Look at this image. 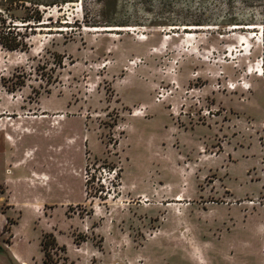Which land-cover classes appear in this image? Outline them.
<instances>
[{"label": "rangeland", "instance_id": "rangeland-1", "mask_svg": "<svg viewBox=\"0 0 264 264\" xmlns=\"http://www.w3.org/2000/svg\"><path fill=\"white\" fill-rule=\"evenodd\" d=\"M0 15L24 47L0 45V183L20 179L0 195V264H264V0H0ZM59 160V182L31 177ZM79 165L85 200L63 210ZM114 168L112 191L97 174ZM54 231L64 246L43 249Z\"/></svg>", "mask_w": 264, "mask_h": 264}, {"label": "crops", "instance_id": "crops-1", "mask_svg": "<svg viewBox=\"0 0 264 264\" xmlns=\"http://www.w3.org/2000/svg\"><path fill=\"white\" fill-rule=\"evenodd\" d=\"M166 127L167 126H164V129L166 130ZM175 133L176 134H178L177 133V131H175ZM175 134V135H176ZM5 136H6V138L5 139H3L4 141H6V142H8L9 144H10V147L12 148V149H15L16 147H18V144H13L12 142H9L10 141V137H11V135H10V130H7V128L5 129ZM175 137H177V135L175 136ZM82 143H81V146L79 145V147H78V151H79V153H80V156H81V159H82V163H83V158H82V145H83V137H82ZM12 144V145H11ZM14 145V146H13ZM13 155V154H12ZM10 156L9 158H7V159H5L4 161H5V164L7 165V166H10V167H14L15 169H18V168H20L21 166H23V160L22 159H18V158H16L15 156ZM68 161V160H67ZM66 161V162H67ZM54 164H56L57 166H55L54 164H53V168H54V170L55 171H57V173H54L52 176L48 173V172H44V171H41L40 173H36L34 170L33 171H31L30 172V175H31V177L32 178H34V177H36V178H38V179H36V178H34V179H36L42 186H47V185H49V182L52 180V178H55V181H60V179H61V174L62 173H60L58 170H61L62 168H63V166H60V165H62L63 164V162L62 161H55V162H53ZM81 163V164H82ZM82 165H79V167L78 168H75V167H73V169H74V174L78 177V179H79V183H78V185H79V188H78V197H76V196H74V198H70V197H68L69 199H66L64 202H60V203H62V206H61V208L64 210L65 209V207L67 206V205H70V206H76V205H78V204H82L83 202H84V185H83V181H82V178L80 177V170H81V167ZM43 172V173H42ZM9 173V176H7V178L2 182V183H0V185H2L3 187H4V192L3 193H1L0 195L1 196H5V195H7L8 193H10L8 190L10 189L9 188V185L10 184H16V183H18L19 181H20V179L18 178H14V177H10V172H8ZM12 176V175H11ZM38 176V177H37ZM43 176H45V178H46V181L44 182V183H42L41 182V179L43 178ZM62 187L63 188H65V186L64 185H62ZM9 188V189H8ZM8 196V195H7ZM7 201H6V205L7 206H9V208H14V204H15V202L14 201H12V200H10L9 199V197H7V199H6ZM38 205V204H37ZM39 205H43V206H45L43 203L42 204H39ZM47 205V204H46ZM48 206H54V208H56L57 207V205H55L54 203H51V204H49ZM53 212V211H52ZM68 229H70V224L69 223H67V227H66V231L68 232ZM49 233V232H48ZM58 233H62V231H58ZM58 233H57V231H54L53 232V237H54V239H55V243L57 244V245H62V243H60V242H58ZM62 246H64V245H62ZM4 248H2V252H3V255L2 256H5V251L6 250H3ZM11 250H12V248H11ZM10 250V251H11ZM14 250V249H13ZM11 253L13 254L12 255V257L13 258H16V254H15V252L14 251H11Z\"/></svg>", "mask_w": 264, "mask_h": 264}, {"label": "trees", "instance_id": "trees-1", "mask_svg": "<svg viewBox=\"0 0 264 264\" xmlns=\"http://www.w3.org/2000/svg\"><path fill=\"white\" fill-rule=\"evenodd\" d=\"M17 34L13 33L11 31V29H8L6 27V23L4 20H2V16L0 15V45L9 50V51H23L24 47L22 46V42L18 41L16 39ZM49 239L52 242L51 243H55V239L51 234H46L44 235L43 239L41 240V246L43 249H45L47 243L49 240H45V239ZM0 251H2V248L0 247ZM47 258H48V253L44 252V261L43 263L46 264L47 263Z\"/></svg>", "mask_w": 264, "mask_h": 264}, {"label": "built area", "instance_id": "built-area-1", "mask_svg": "<svg viewBox=\"0 0 264 264\" xmlns=\"http://www.w3.org/2000/svg\"><path fill=\"white\" fill-rule=\"evenodd\" d=\"M104 175V177L101 180V183L105 186V188L107 190H112L119 185V175H118V171L116 168L114 169H101V171L99 172V174L97 175ZM96 175L95 174V170H92L91 167H88L85 171H84V182L85 184H88L91 179L93 178V176ZM96 181H98V179H96ZM86 189V186L84 187ZM84 189V194L86 195L87 192Z\"/></svg>", "mask_w": 264, "mask_h": 264}, {"label": "bare ground", "instance_id": "bare-ground-1", "mask_svg": "<svg viewBox=\"0 0 264 264\" xmlns=\"http://www.w3.org/2000/svg\"><path fill=\"white\" fill-rule=\"evenodd\" d=\"M107 30H120V29H122V28H106ZM190 29H193V28H191L190 27ZM129 30V29H128ZM131 30V29H130Z\"/></svg>", "mask_w": 264, "mask_h": 264}]
</instances>
